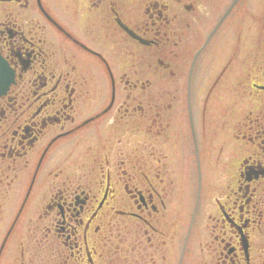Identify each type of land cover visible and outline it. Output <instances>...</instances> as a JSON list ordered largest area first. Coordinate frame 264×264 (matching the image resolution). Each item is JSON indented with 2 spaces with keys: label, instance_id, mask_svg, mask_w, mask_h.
Instances as JSON below:
<instances>
[{
  "label": "flooded vegetation",
  "instance_id": "flooded-vegetation-1",
  "mask_svg": "<svg viewBox=\"0 0 264 264\" xmlns=\"http://www.w3.org/2000/svg\"><path fill=\"white\" fill-rule=\"evenodd\" d=\"M0 264H264V0H0Z\"/></svg>",
  "mask_w": 264,
  "mask_h": 264
}]
</instances>
